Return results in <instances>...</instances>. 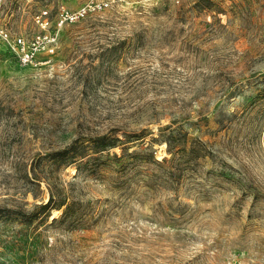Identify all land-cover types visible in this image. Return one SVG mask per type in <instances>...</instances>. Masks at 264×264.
<instances>
[{
	"label": "rangeland",
	"instance_id": "rangeland-1",
	"mask_svg": "<svg viewBox=\"0 0 264 264\" xmlns=\"http://www.w3.org/2000/svg\"><path fill=\"white\" fill-rule=\"evenodd\" d=\"M0 264H264V0H0Z\"/></svg>",
	"mask_w": 264,
	"mask_h": 264
},
{
	"label": "built area",
	"instance_id": "built-area-1",
	"mask_svg": "<svg viewBox=\"0 0 264 264\" xmlns=\"http://www.w3.org/2000/svg\"><path fill=\"white\" fill-rule=\"evenodd\" d=\"M16 41H17V43L20 44V45L23 43V40H22L21 37H17V38H16Z\"/></svg>",
	"mask_w": 264,
	"mask_h": 264
},
{
	"label": "trees",
	"instance_id": "trees-1",
	"mask_svg": "<svg viewBox=\"0 0 264 264\" xmlns=\"http://www.w3.org/2000/svg\"><path fill=\"white\" fill-rule=\"evenodd\" d=\"M46 206L45 204L43 205V207Z\"/></svg>",
	"mask_w": 264,
	"mask_h": 264
},
{
	"label": "bare ground",
	"instance_id": "bare-ground-1",
	"mask_svg": "<svg viewBox=\"0 0 264 264\" xmlns=\"http://www.w3.org/2000/svg\"><path fill=\"white\" fill-rule=\"evenodd\" d=\"M53 216H51V218H52Z\"/></svg>",
	"mask_w": 264,
	"mask_h": 264
}]
</instances>
